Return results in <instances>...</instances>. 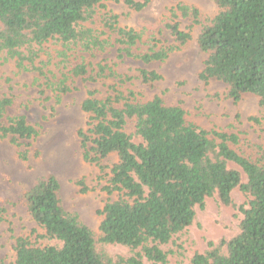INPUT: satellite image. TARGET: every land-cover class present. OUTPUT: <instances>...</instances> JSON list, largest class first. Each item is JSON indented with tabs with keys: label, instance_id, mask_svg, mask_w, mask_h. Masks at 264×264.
Wrapping results in <instances>:
<instances>
[{
	"label": "trees",
	"instance_id": "obj_1",
	"mask_svg": "<svg viewBox=\"0 0 264 264\" xmlns=\"http://www.w3.org/2000/svg\"><path fill=\"white\" fill-rule=\"evenodd\" d=\"M103 1L108 0H0V60L13 63L19 74L43 78L45 89L59 103L73 91L70 82L75 78L90 83L113 79L120 86L130 82L106 65L97 64L90 74L83 60L76 61L77 54L118 46L120 59L149 65L165 61L190 40L174 23L166 29L175 44L134 53L144 33L121 28L117 15L103 12ZM109 1L141 12L152 0ZM208 1L218 13L201 27L196 40L207 55L199 79L225 85L226 98L234 103L249 95L264 109V0ZM176 13L199 21L195 7L179 4ZM52 63L59 78L46 71ZM139 76L144 84L161 80L145 69ZM111 89L112 95L102 99L95 97L96 91L87 93L80 106L89 116L87 129L78 132L84 161L101 172L108 170L102 190L118 195L99 212L100 236L76 213L63 209L59 183L49 175L24 195L39 232L15 239L14 264H169L171 251L161 247L192 224L195 208L201 210L211 198L235 207L231 193L236 188L248 199L247 208L239 209V233L228 241L208 243L205 252L193 254L190 264H264V143L255 146L254 158L241 155L233 149L241 143L237 135L206 132L187 123L181 107L166 106L159 96L142 102L133 91ZM12 104L11 98L0 99V139L27 147L39 131L25 116H9ZM250 120L260 124L257 118ZM110 155H116L117 162L101 166ZM19 157L27 160V151ZM105 245L125 247L131 255L113 258Z\"/></svg>",
	"mask_w": 264,
	"mask_h": 264
},
{
	"label": "rangeland",
	"instance_id": "obj_2",
	"mask_svg": "<svg viewBox=\"0 0 264 264\" xmlns=\"http://www.w3.org/2000/svg\"><path fill=\"white\" fill-rule=\"evenodd\" d=\"M103 4L106 7L103 12L117 15L121 28L144 33L142 43L136 46L134 53H145L152 45L159 49L175 44L166 29L174 23L190 34V40L165 61L149 65L131 58L120 59L118 46L104 53L77 54L76 61L83 60L90 74L94 75L97 64H101L129 77L130 82L120 86L113 79L90 83L75 78L70 82L73 91L63 95L59 103L45 89L43 78L35 73L19 74L13 63L0 60V99L11 98L13 101L8 115L25 116L39 131L27 147L18 148L9 138L0 139V264H14L15 239L38 231L27 211L24 195L37 180L49 175L59 183L58 197L63 209L76 213L97 238L100 236L102 217L99 212L107 202L117 200L118 195L109 196L102 190L108 180V170L101 172L98 166L83 159L78 132L87 129L89 116L80 106L89 91H96L97 99L112 95L113 86L120 91H133L142 102L159 96L166 106L181 107L187 123L206 132L237 135L241 143L233 149L247 157L254 158L255 146L264 143V109L259 107L257 98L245 95L234 103L226 98L225 85L214 80L204 83L199 79L207 55L199 50L196 40L201 27L217 15L216 5L208 0H152L141 12H134L121 2L108 0ZM179 4L196 8L200 14L198 23L178 16L176 7ZM174 12L176 18L172 16ZM140 69L156 72L161 80L144 84L139 76ZM46 71L60 77L53 63ZM47 77L50 79L52 75L48 73ZM251 118L260 120V124ZM24 151L28 155L25 161L19 157ZM116 162V155H110L101 166L111 167ZM245 182L243 175L242 183ZM84 187L88 190L85 193L82 192ZM231 199L235 207L223 206L211 198L205 200L201 210L195 208L192 224L167 246L161 247L171 251L169 264H190L193 254L205 252L208 243L228 241L239 233L243 220L239 209L247 208L248 199L238 188L231 193ZM103 249L113 258L131 255L127 248L119 245H105ZM222 252L225 253V248ZM143 264L151 263L144 260Z\"/></svg>",
	"mask_w": 264,
	"mask_h": 264
}]
</instances>
